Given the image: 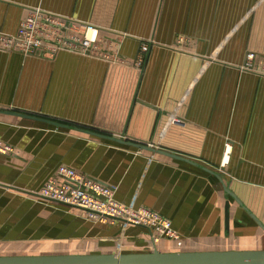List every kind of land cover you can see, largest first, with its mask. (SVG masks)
Masks as SVG:
<instances>
[{"label": "crops", "instance_id": "obj_1", "mask_svg": "<svg viewBox=\"0 0 264 264\" xmlns=\"http://www.w3.org/2000/svg\"><path fill=\"white\" fill-rule=\"evenodd\" d=\"M37 9L118 60L0 50V256L264 250V0H0V32ZM60 166L182 245L40 198Z\"/></svg>", "mask_w": 264, "mask_h": 264}, {"label": "built area", "instance_id": "obj_2", "mask_svg": "<svg viewBox=\"0 0 264 264\" xmlns=\"http://www.w3.org/2000/svg\"><path fill=\"white\" fill-rule=\"evenodd\" d=\"M96 27L79 23L73 18L57 16L41 9L35 10L20 24L14 35L0 32V50L18 51L25 56L54 58L60 52H70L83 57H96L106 62L116 61L108 50H102ZM256 56L248 54L246 68H251ZM120 62V61H119ZM14 149L0 142V154H12ZM110 186L85 176L76 170L60 166L56 177L51 178L39 191L40 198L68 207L80 209L94 222L143 227L152 233L158 245L162 239L174 240L182 245L180 235L172 222L147 208H132L115 199Z\"/></svg>", "mask_w": 264, "mask_h": 264}, {"label": "water", "instance_id": "obj_3", "mask_svg": "<svg viewBox=\"0 0 264 264\" xmlns=\"http://www.w3.org/2000/svg\"><path fill=\"white\" fill-rule=\"evenodd\" d=\"M132 145L149 150L146 146ZM254 219L264 230V225ZM0 264H264V250L168 253L155 250L136 254L0 256Z\"/></svg>", "mask_w": 264, "mask_h": 264}]
</instances>
